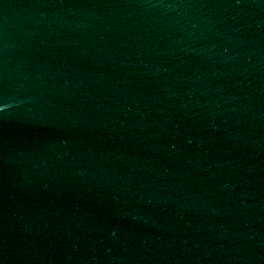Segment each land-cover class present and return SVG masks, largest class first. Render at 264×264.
Segmentation results:
<instances>
[{"label": "water", "instance_id": "water-1", "mask_svg": "<svg viewBox=\"0 0 264 264\" xmlns=\"http://www.w3.org/2000/svg\"><path fill=\"white\" fill-rule=\"evenodd\" d=\"M0 264H264V0H0Z\"/></svg>", "mask_w": 264, "mask_h": 264}]
</instances>
